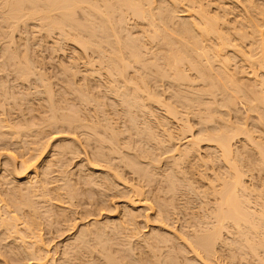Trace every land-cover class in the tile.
<instances>
[{
	"label": "bare ground",
	"instance_id": "obj_1",
	"mask_svg": "<svg viewBox=\"0 0 264 264\" xmlns=\"http://www.w3.org/2000/svg\"><path fill=\"white\" fill-rule=\"evenodd\" d=\"M157 3L158 5H155ZM180 7L183 9H179ZM179 10L182 13L177 15ZM130 18L135 21L146 22L144 25L146 24L151 35L148 38L145 36L142 38L145 42L139 39L140 36H138L139 38L131 36L130 30L136 23H129ZM31 21H35L36 25L38 24L37 27L45 32L46 37L50 38L54 34L57 35L58 41L61 42L57 49L61 50V46H68L69 44L73 46L71 49L74 50V56L73 59L70 58L72 60H69L70 64L69 61H67L68 65L59 63L62 73L71 79L72 87L68 85L69 87L62 86L57 91L54 90V86L52 87L51 83H48L50 81L47 73L41 71V65L34 59L31 61L25 53L22 54L18 51L20 45H26L27 40H24L20 35L25 32L26 25L28 22L31 24ZM23 25L25 26L21 28L20 26ZM16 33L20 43L16 40ZM0 40H5L0 48V58H4L11 67H15L12 71L16 76L14 79H18L20 82H29L30 77L35 76L36 78L33 77L34 81L35 79L41 81L38 83L43 86L40 90L36 89L37 94L44 96L43 99H37L36 102L31 97L30 101H35L36 105L35 103L29 105L32 111H38L39 117L36 119L32 117L34 122L23 119L22 122L19 120L16 124L13 123L16 130L11 132L27 134L34 127H38L39 132L43 129L57 130L59 127L78 132L82 142L90 150L88 155L85 154L87 156L91 154L90 160L86 159V163L89 164L92 160L97 165L94 168L91 167L93 164L90 163L89 168H84V170L81 166V169L78 170L79 173L66 170L65 162L61 156L65 155L64 150L68 148L67 145L53 147L54 149L50 150V153L48 152L43 156H41L43 153L41 148L40 152L42 153L37 152V155L27 159L26 162H21L19 169L16 168L15 163L11 167L9 161L0 165V194L4 198V200L0 198V201H5V203L3 202L5 210L0 213V241L3 240V235H7L18 228H16L18 216L24 219L23 223L30 226H40L34 223L36 221L35 216H39L33 213V208L38 202L37 198L34 197L37 195V191H46L45 186L48 184H56L49 190H61L60 195L66 196L70 201L77 194L75 192L77 185L75 184H80V180L82 186L96 188L100 193V198L107 197V193L114 187L116 188L118 182L123 183L119 179V176L124 173L122 172L123 169L129 170L132 176H136V184L142 182L146 185L149 182H155L159 175L156 166L159 158H154L151 154L152 151L150 152L148 149L141 148L138 152L131 151L132 149L128 147L129 144L127 145L126 140L124 141L125 138L121 137L123 132H127V139H129L130 132L133 131L134 138L138 137L144 144L152 143L151 145L155 148L160 147V152H162L160 154H170L171 158H175L171 162L169 161L168 166L166 165L169 172L161 177L162 182L167 184L168 193L175 194L178 191V185H182L193 192V182L190 181L192 178L188 176L190 178L188 179L186 176L188 174L186 169L189 168L186 165L193 163L197 169L199 168L197 170L200 172L199 180L206 182L202 185L203 189L209 192L213 201L209 207L208 205L206 207V204L205 206L201 204L203 206L200 209L202 210L201 213L195 212V206L190 207L194 211L189 213L191 217L188 218L194 219L195 222L190 223V228L188 227L189 230L184 233V237L180 238L178 235L180 247L177 250L171 244L173 243L171 238L160 235L141 237L143 234H140L141 236L136 238L137 245H135L137 248L129 246L126 251L132 264H252V262L264 264V197L262 194H256L258 185L256 181V183L254 182L253 170L255 169L253 163L247 160L245 164H242L240 159L236 158V151H234L237 148L234 139L242 133V130L238 129L239 126L237 128L232 127V129L228 126L223 129L227 123L223 124V128L217 129V125L213 127L215 126L213 122L216 121L215 113H218L216 112L217 109L215 110V105L221 109L218 110L221 113L218 115L229 117L227 120L233 117L240 126L244 124V122L241 123V118L238 117L234 109L235 102L233 99L236 93L242 95L249 105L247 107L250 113L257 112L256 119L264 123V0H158L156 3L154 0H0ZM52 40L54 41V39ZM146 43L149 45L153 43L156 53H151L150 48L154 46L148 48ZM148 54L151 55L149 60H147L148 57L145 59ZM235 58L240 59L242 65H245L249 70L246 74L250 76V89L237 83L233 73L228 68L229 63H232ZM79 65H81L80 68ZM235 69L238 70L236 67ZM164 79L171 80L170 84L167 83L168 87L166 86L167 89H171V94L169 93L170 96L168 97V101H172L170 104L168 102L165 104V100L161 99L163 97L161 94L165 96V91L161 93L159 91L160 87L162 89V86L166 85L161 84ZM90 81L95 82V91L90 89L88 85ZM42 82L47 83L43 85ZM30 85L32 84L30 83ZM4 86L3 81H0L1 100H7L9 97V87ZM26 89L22 90L19 96L17 95L19 99H22L23 95H30L23 92L30 90ZM68 95H72V98H69ZM76 105L78 108L71 109L69 107ZM151 105L156 111H159L160 106L163 107L165 113L164 111L160 112H163L165 117L163 115L161 118V113L160 116L154 114L153 109L151 111ZM175 105L182 111L183 109H196V114L200 117L201 114L203 117L204 113L202 112L206 111L203 118L213 125L209 127L208 124L207 129L206 127L200 128L201 130L196 135L191 134L190 140L185 142L182 148L178 146L175 148V144L172 146V142L174 139L180 138L181 135L182 140L187 137H183V134H186L183 128L178 126L179 129L178 131L175 130L176 132L165 128L173 121L176 122V126L177 122L180 124L182 121L184 113L181 116V111L178 112L174 107ZM7 106L9 107L8 103ZM138 112H141V115L148 114L147 116L153 121L149 122L148 119L142 118L143 125L141 126L140 122L137 121ZM183 117L185 118V116ZM9 121L11 122L10 119ZM202 121L198 122L202 123ZM206 122L205 124H207ZM183 123L181 125L185 126L186 124ZM200 123L198 124L199 127H201ZM173 127L175 128V126ZM159 128L162 134L159 133ZM63 131L66 132V130ZM39 132L38 134H40ZM67 133L69 134V132ZM203 142H206V145L203 146L204 149L201 148L200 144ZM68 145L74 147L76 151L78 150L77 145L73 142ZM255 147L260 148L261 151L258 149L260 151L259 157L261 158V165H264V148L260 145ZM149 149H151L150 146ZM29 152L31 153L30 150ZM71 152L72 150H70ZM39 157L38 163L34 166V160ZM9 158L12 157L9 155ZM28 162L31 164L28 165ZM219 163H222L224 167ZM30 165H33L35 169L32 168V170L27 171ZM8 167H11V170L8 171ZM204 168L211 174H207ZM109 170L113 173H110ZM28 172L30 174L27 176ZM53 173L55 176H52ZM8 175H11V178H8ZM22 175H26L25 178ZM244 177H247L248 180H245ZM19 178L25 179L24 184L20 183L21 179ZM133 187L134 185L131 188ZM136 188L137 186L134 187V191ZM139 189L142 188L139 187ZM202 195L204 197V194ZM113 197L116 196L113 195ZM38 199L41 201V197ZM57 199L59 200V198ZM39 204L37 203V205ZM100 206L98 204L95 208ZM83 209L85 208L83 207ZM161 212L164 215L166 211ZM46 213L48 212L45 210L41 212L48 219ZM84 213L87 214L88 212L85 211ZM166 215L167 213L164 216ZM136 216L130 212L124 214L120 220L118 219L117 223H110V220L109 223L90 221L91 223L82 224L83 226L74 233L72 239L63 245L60 262H56V264H98L96 262L98 258H94V254L90 257L91 260H88L89 254L95 250V254L99 251V257L102 259L99 260L102 261L100 264H128L123 261L121 255H114L117 251H113L105 244L111 241L112 244H115L113 236L123 235L124 230H127L129 237L137 234L139 228L135 227L138 224L137 221L134 222ZM135 223L137 224L135 225ZM24 226L27 229L30 228L27 225ZM18 231L17 233L20 235L21 230ZM28 232L31 233L29 230ZM14 233L16 234V232ZM26 235L29 238L27 240H30V236ZM24 238L22 241L25 242ZM33 241L34 245L40 242L36 239ZM17 243L14 244L17 245ZM125 243L130 245L128 242ZM141 245L148 247L151 252L142 253L140 251ZM25 248L24 250H26ZM6 249L8 250L7 247ZM27 249L29 252V247ZM24 250H14L12 253L9 251L12 254L10 260L18 259ZM120 250L119 252L122 251ZM154 250L158 251V255L153 253ZM30 251L33 253L32 250ZM30 253L26 254L34 255V253L33 255ZM187 254L192 255V257L187 256ZM38 259L40 260H37L38 264L43 261L42 258Z\"/></svg>",
	"mask_w": 264,
	"mask_h": 264
},
{
	"label": "rangeland",
	"instance_id": "obj_2",
	"mask_svg": "<svg viewBox=\"0 0 264 264\" xmlns=\"http://www.w3.org/2000/svg\"><path fill=\"white\" fill-rule=\"evenodd\" d=\"M156 1L158 2V0H154V2L156 3ZM154 4V3H153ZM155 5H158L155 4ZM179 9H183V7H180ZM182 12H180V10L176 13L177 15H180ZM184 13V12H183ZM131 20V21H130ZM32 23L30 24L28 22V24L26 25L27 27L25 28V32H23L20 36H22L24 38V40H27L26 41V45H20L19 48H18V51L20 53H25L26 55H28L31 59V61H37L40 65V68L41 71L43 70L45 73H47V77L49 79L50 82L48 83H51V86L53 87L54 86V90L57 91V89L59 87H67L68 85L71 86V82L68 77V75H64L61 71V68L59 66V63H63L65 65H68V62L71 59H73V56H74V50H72L71 48L73 47L72 45H64V46H61V50L57 49L59 44L61 43L60 41H58V37L57 35H53V36H50L49 37H46V34L44 31H41L39 30L40 28L37 27L38 24L36 25L35 21H31ZM129 23H136V25H134V27L132 28V30H130V33H131V36L133 35L135 38H139L138 36H140L139 39L142 40V38H148L151 34H149L150 32H148V28H146V24L144 25V23H146L144 21V23L142 21H139V20H133V19H129L128 21ZM35 24V25H34ZM25 25L23 26H20L21 28L24 27ZM32 27V28H31ZM34 28V29H33ZM137 29V30H136ZM141 29V30H140ZM23 30V29H21ZM38 30V31H36ZM42 32V33H41ZM45 36H44V34ZM145 33V34H144ZM144 34V35H142ZM18 34L16 33V40H18ZM36 35V36H35ZM49 36V35H47ZM132 36V37H133ZM137 36V37H136ZM143 36V37H142ZM33 37V38H32ZM36 37V38H35ZM47 39H46V38ZM55 37V38H53ZM54 39V41L52 40ZM56 39V40H55ZM3 41L5 40H0V48L2 47L3 45ZM47 41V42H46ZM57 41V42H56ZM142 41L145 42V40L143 39ZM18 42L20 43L21 41L18 40ZM18 43V44H19ZM22 43H24L22 41ZM55 43V44H54ZM54 44V46H53ZM148 44V43H146ZM61 45V44H60ZM153 47L154 44L153 43H150V45H146V47ZM26 50H24L23 49ZM39 48V49H38ZM74 49V48H73ZM150 52L151 53H156V51L154 52V50H156L155 46L153 48H150ZM77 50V49H76ZM23 51V52H21ZM53 51V52H52ZM158 53V51H157ZM148 57V59L146 58ZM65 58V59H64ZM151 58V55L148 54V56H145V59L149 60ZM238 58V57H237ZM239 60V61H238ZM72 61V60H70ZM70 61H69V64H70ZM44 62V63H43ZM235 62V63H234ZM78 63H81V62H78ZM234 63V64H233ZM231 67L228 66L229 70H231V72L233 73L235 79L237 80V83H240L244 86H247L249 89L251 88V81L249 82V74H246V72H248L249 70H247L246 66L245 65H242V63L240 62V59H234V61H232V63H229ZM233 64V66H232ZM82 65V64H81ZM81 65H79V68L81 67ZM236 65V66H235ZM240 65V66H239ZM238 68V70L235 69ZM240 67V68H239ZM13 68V69H11ZM15 67L14 66H10L8 64L7 61L4 60V58H0V78H1V82L3 81L4 83V87L8 88V94H9V97H7V100L5 99H0V134H5V135H0V165H2L4 162L6 161H9L11 163V167H13V164L16 166V168L19 169V166H20V163L21 162H26L27 159H30L32 156H35L39 153H42L41 156H43L44 154L46 153H50L54 148L53 147H57L58 145L59 146H63V145H67V149L65 148L64 150V154L63 156H61V159L64 160L65 162V169L66 170H70L71 172H76V173H79L78 170L79 168L81 169V166H82V169L84 170V168H89V166L91 165L90 163H92L93 165H91V167H94L97 165L94 164L92 162V160L89 162L86 163V159H89L90 160V155L87 156L88 154L87 153H90V150L87 148V146L82 142L81 138H80V135L78 132H75V131H69L67 129H64L62 127H59L57 130H52V129H43V131L39 132L37 128H33V129H30V132H28L27 134L25 133H22L19 132L18 134L16 133H12L11 131L13 130H16V128H14V124H16L17 122H19V120H21L20 122L23 121V119H27L29 120L30 122H34V119L38 118L39 116L37 115L38 111L34 112L31 110L30 108V104L32 103H35L36 105V102L40 99H43V97L41 96V94L39 95V93L37 94V90L36 89H42L43 86H40L41 83H38V82H41V81H38L35 79L34 81V78H36L35 76H31L30 77V80L29 82H23V81H19L18 79H14L16 78V76L14 75V71ZM8 70V71H7ZM242 72H240V71ZM245 70V71H244ZM61 71V72H60ZM237 71V73L235 72ZM58 72V73H57ZM61 73V75H60ZM96 76V75H94ZM248 76V77H247ZM34 77V78H33ZM81 77V76H80ZM238 79H237V78ZM55 78V79H54ZM4 79V80H3ZM32 80V81H31ZM34 81V82H33ZM57 81V82H56ZM60 81V82H58ZM241 81V82H240ZM56 82V83H55ZM63 84H62V83ZM166 82V83H165ZM169 82V83H168ZM22 83V84H21ZM26 83V84H25ZM29 83V84H28ZM30 83L32 85H30ZM35 83V84H34ZM47 82H42L43 85H46ZM60 83V84H59ZM166 84V85H163L162 86V89L159 88V91L160 93L161 92H164L165 96L161 94V99L165 100L164 103L167 104L166 102H168L170 104V102H172L171 100L168 101V97L170 96L171 94V89H167L168 87V84L171 83V80H163L161 81V84ZM168 83V84H167ZM30 85V86H28ZM88 85L90 86V89L92 91H95V82L93 81H90L88 82ZM25 86V87H23ZM28 86V88H27ZM34 86V87H33ZM165 86V87H164ZM167 86V87H166ZM12 87V88H11ZM69 87V86H68ZM72 87V86H71ZM22 88V89H21ZM30 89L28 92H25L23 91L24 93H27L28 94H32L31 96L28 95V96H24L23 95V98L22 99H19V94L20 92H22V90H25V89ZM164 88V89H163ZM26 89V90H27ZM167 89V90H166ZM36 90V91H35ZM30 92V93H29ZM33 92V93H32ZM170 93V94H169ZM167 94V96H166ZM233 94V93H232ZM239 94V95H238ZM18 95V96H17ZM17 96V97H16ZM11 97V98H10ZM34 98V100L36 101H30V99ZM69 98H72V95H68ZM240 93H236V95H234V99L233 101L235 102V106H234V109L236 110L237 114H238V117L241 118V123L244 122V124L242 126L239 125V123L237 121H235V119L233 117H231V119H228L229 117H223V115H218V114H221L219 113L220 111H218L220 108L219 106L215 105V110L216 112L218 113H215L216 114V118H215V122H213L215 126L212 125V123H208L206 122V120H204L205 118V112L206 111H203L202 113H204L203 117H202V114H201V117L196 114L197 113V110L196 109H182L179 108L178 106H174L176 107V110L181 114V116H185V118L182 116V121L183 119H187V120H184L182 123L183 124H186L185 126L184 125H181L182 123L180 122H177V126L175 125L176 122H171L169 123L168 125H166L165 128H169L170 130L172 129L173 132H176L175 130L178 131L179 128H183L184 132H186V134H183V137L187 136L186 138H183L182 140V135L180 137V135H178V137L180 138H176L174 139V141L172 142V146L173 144H175V148L178 146L179 148H182L184 145H185V142L189 141L190 140V136L191 134H195L198 133L199 130H201L202 128L206 127V129L208 128V126L210 127L213 126V127H216V125L218 126L217 129H219V127L223 128V124L227 123V125L225 124V127L223 129H226V127H232L234 128H237L239 130H242L241 134H238L235 139H234V143H236L237 145H235L236 149H234V151H236L235 153V156L236 158L238 157L241 161L242 164H245L248 160V162H251L253 163V167L255 170H253V174H254V182L256 181L257 182V185H258V188H257V191H256V194H262L263 197H264V165H261V158L259 157L260 155V148H256L255 146L256 145H260V147H263L264 148V123L263 122H260L257 118V112L254 113V112H251L248 110L249 108V105L246 103V101L243 99V97ZM13 98V99H12ZM28 98L29 100L27 101ZM77 98V97H76ZM38 99V100H37ZM21 100V102H20ZM77 101V100H76ZM28 102V103H27ZM233 102V103H234ZM7 103L9 105V107L7 106ZM15 103V104H14ZM12 104V105H11ZM60 105V103H58ZM27 105V106H26ZM12 106V107H11ZM152 106V105H151ZM248 106V107H247ZM71 109H74L76 106L72 107V106H69ZM161 107V106H160ZM159 107V111H156L154 109V107L152 106L151 107V111L153 109V112L154 114H157L159 115L160 113V117L162 118V116L164 115L165 117V114H163V112H160V111H164L163 107L160 108ZM178 107V108H177ZM22 110H21V109ZM213 108V106H212ZM180 109V110H178ZM75 110H78V109H75ZM155 110V111H154ZM190 110V111H189ZM196 110V111H195ZM221 110V109H220ZM238 110V111H237ZM261 110V109H260ZM260 110H257V111H260ZM10 111V112H9ZM13 113H12V112ZM249 111V112H248ZM25 112V113H24ZM262 112V111H261ZM28 113V114H26ZM32 113V114H31ZM165 113V111H164ZM186 113V114H185ZM195 113V114H194ZM14 114V115H13ZM142 113L141 112H138L137 113V116L140 118L137 119L138 122H140L141 126L143 125L142 124V118H146V120L148 119L149 122L150 121H153L152 118L148 117L147 115L148 114H144V115H141ZM12 115V116H11ZM15 116V117H14ZM145 116V117H144ZM201 120H199L200 118ZM220 116V118H219ZM34 117V119L32 118ZM159 117V120H161V118ZM225 118V119H223ZM9 119L11 120V122L9 121ZM191 119V120H190ZM220 119V120H219ZM223 119V120H222ZM234 119V120H233ZM2 120V121H1ZM204 120V121H202ZM225 120V121H224ZM230 120V121H229ZM9 121V122H8ZM14 121V122H13ZM186 121V122H185ZM198 121H202V123L198 122ZM4 122V123H3ZM198 122V123H197ZM205 122L207 124H205ZM255 122V123H254ZM2 123V124H1ZM188 123V124H187ZM200 123V126H198V124ZM236 123V124H235ZM9 124V125H8ZM11 124V125H10ZM103 124V123H102ZM174 124V125H173ZM190 124V125H189ZM193 124V125H192ZM209 124V125H208ZM2 125H5L4 127ZM188 125V126H187ZM205 125V126H204ZM208 125V126H207ZM232 125V126H230ZM249 125V126H248ZM14 128V129H12ZM168 126V127H167ZM170 126V127H169ZM175 126V128L173 127ZM178 126H180L179 128H177ZM8 129H7V128ZM186 127V128H185ZM40 128V126H39ZM201 128V129H200ZM243 128V129H242ZM11 129V130H10ZM120 129H122L120 127ZM190 131H188V130ZM222 129V130H223ZM255 129V130H254ZM62 130V131H61ZM63 130H66L63 131ZM123 130V129H122ZM186 130V131H185ZM244 130V131H243ZM32 131V132H31ZM36 131V132H34ZM49 131V132H47ZM54 131H57V132H54ZM249 131V132H248ZM38 132L40 134H38ZM45 132V133H44ZM69 132V134L67 133ZM192 132V133H191ZM209 132V131H207ZM246 132V133H245ZM248 132V134H247ZM12 133V134H11ZM71 133V134H70ZM125 133V134H124ZM159 133L162 134L161 132V129L159 128ZM189 133V134H187ZM252 133V134H251ZM134 132L131 131L130 132V138L127 139V135L128 133L127 132H123L121 134V137L122 138H125L124 141L127 143L128 147H130V149H132L131 151L133 152H138V150H141V148H144V149H148L151 154H153V157L154 158H159L158 161H157V169H158V173L159 175L156 177V181L155 182H149V184H146L144 185V183H140L139 184H136L137 181H136V176H132V173L129 172V170L127 171V169H123L122 173L120 176H119V179H121L120 181H122L123 185L118 182L117 183V186L116 188L114 187L113 189H111L107 194V197H101L100 198V193L97 191L96 188L94 187H85V186H82V182L80 180V184L79 183H76L75 185V189H77V191H75L77 194L75 195V198L73 200H70L68 201V199L66 198V196H62L60 195V191H56V190H49L51 189L53 186H55L56 184L52 183L51 184H48L45 186V190L46 191H37V195L34 197V198H37V201L33 198V200L35 202H37L39 205H37L36 203V207L33 208V213L34 214H37L39 216H41L40 218H38L37 216H35V219L36 221L34 222L36 225H40L39 227L37 226H33V225H29V224H26V223H23L24 222V219L20 216H18V221H16L17 225L16 226V230L15 231H12L10 232L9 234L7 235H3L2 236V241H0V264H38V261L39 260L38 258H42V262L40 263H45V264H56L60 262V258H61V254H62V250H63V245L66 244L68 241H70L72 239V237L74 236V233H76L77 230H79L83 225L82 224H87V223H91L93 221H100L98 223H103V222H111L110 223H117V220L123 218V215L126 214V213H133L134 215H137L135 217V220L134 222L137 221V223H135V227L139 228L137 230V234H134V236H131L129 237V233L127 232V230H124L123 231V235L119 234V235H114L113 236V242L115 244H112V241L111 242H107L105 244V246H108L110 247V249H113V251H117V253H114L115 256H118V255H121L123 258V261L128 263V264H132V261H130V257L127 255V248L130 247H136L137 248V244H136V238H138V236H141L140 234H143V236L141 237H150L152 235H160V236H166L168 238H171V243L173 245V247L175 248V250L179 249L180 247V240L178 239V237L180 236L181 237H184V233L187 232L189 229L188 227L190 228V225L195 222L193 221L194 219L192 218H188V217H191L189 214L191 211H194V209L198 210L195 212H198V213H201L202 210L201 207L205 206L206 204V207L208 205L211 206V202L213 201L212 199V196L209 194V192H207L205 189H203L202 185L203 183L205 184L206 182L205 181H202V180H199V175H200V172L198 173L197 170V167L192 163L190 165H186L187 167L189 166V168H187V178L188 176L190 178H192V180L190 178V181L193 182L192 184V188L194 189L193 192L187 190L186 187L182 186V185H178V191H176L175 194H172V193H168V191L166 190V186L167 184L162 182V175H166L168 172H169V168L167 167L168 164L175 158H171L170 157V154H160L162 152H160V147L158 148H155L153 145H151L152 143H150L149 145L148 144H144L143 142H141L138 137H135L134 138ZM16 135V137H15ZM29 135V136H28ZM73 137H72V136ZM244 135V136H243ZM3 136V137H2ZM19 136V137H18ZM44 136V137H43ZM75 136V137H74ZM33 139H32V138ZM77 137V138H76ZM189 137V138H188ZM63 138V139H62ZM76 138V139H75ZM141 138H144V137H141ZM75 139V140H74ZM132 139V141H131ZM248 139V140H247ZM41 140V141H40ZM80 140V141H79ZM136 140V141H135ZM145 140V139H143ZM236 140V141H235ZM24 141V142H23ZM27 141V142H26ZM47 141V142H46ZM81 144H79L78 143ZM4 142V143H3ZM36 142V143H35ZM73 142V144L77 145V149L80 150V151H76L74 149V147H71L69 146L68 144ZM137 142V143H136ZM244 142V143H243ZM62 143V144H61ZM65 143V144H64ZM68 143V144H67ZM133 143V144H132ZM184 143V144H183ZM22 144V145H21ZM49 144V145H48ZM142 144V146H141ZM201 144V148L204 149L203 146L206 145V142H203L200 143ZM241 144V145H240ZM245 144V145H244ZM79 145V146H78ZM139 145V146H138ZM144 145V146H143ZM146 145V146H145ZM181 145V146H180ZM255 145V146H254ZM13 146V147H12ZM34 146V147H33ZM132 146V147H131ZM136 146V147H135ZM149 146L151 147V149H149ZM243 146V147H242ZM66 147V146H65ZM44 150H42V149ZM83 148V149H82ZM261 148V149H263ZM27 149V150H26ZM72 150V152L70 153V150ZM137 149V150H136ZM238 149V150H237ZM258 149L260 151H258ZM31 151V153L28 151ZM35 150V151H34ZM42 150V152H40ZM51 150V151H50ZM86 150V151H85ZM88 150V151H87ZM264 150V149H263ZM2 151V152H1ZM8 151V152H6ZM66 151V152H65ZM82 151V152H81ZM85 151V152H84ZM155 151V152H154ZM162 151V150H161ZM33 152L34 155H33ZM24 153V154H23ZM67 153V154H66ZM10 157L12 158H9V155ZM74 154V155H72ZM87 154V155H85ZM157 155V157H156ZM258 155V156H257ZM16 156V157H15ZM40 156V157H41ZM241 156V157H240ZM15 159H14V158ZM40 157L38 159H35L33 165L35 166ZM162 157V158H161ZM169 157V158H168ZM26 158V159H25ZM73 158V159H72ZM161 158V159H160ZM244 158V159H243ZM13 159V160H11ZM17 159V160H16ZM15 160V161H14ZM243 160V161H242ZM72 161V162H71ZM170 161V162H169ZM32 163V161H29ZM27 163L28 165L31 164V163ZM247 162V163H248ZM257 162V163H255ZM86 163V164H85ZM250 163V164H251ZM221 166H223L222 163H219ZM259 166H258V165ZM33 165H30V167H28L27 171H29L30 169L32 170L35 169V167ZM167 165V166H166ZM18 166V167H17ZM70 166V167H69ZM85 166V167H83ZM11 167H8V171L11 170L10 168ZM69 167V168H68ZM224 167V166H223ZM95 168V167H94ZM121 168V167H120ZM119 168V169H120ZM105 170V169H104ZM26 171V172H27ZM81 171V170H80ZM120 171V170H119ZM161 173H160V172ZM204 171H206L207 174H211L210 171L206 170V168H204ZM110 173H113L109 170ZM126 173V174H125ZM30 174V172H28V174H26L27 176ZM161 174V175H160ZM25 175V176H26ZM125 175V176H124ZM193 175V176H192ZM24 175H22V177L25 178ZM52 176H55V173H53ZM8 178H11V175L9 176L8 175ZM198 178V179H197ZM21 179L20 183L21 184H24V180L25 179H22V178H19ZM245 180H248L247 177H244ZM256 179V180H255ZM260 179V180H259ZM193 180H196V181H193ZM199 180V182H198ZM159 181V183H158ZM263 181V182H262ZM79 182V181H78ZM127 182V183H126ZM255 182V183H256ZM119 184V185H118ZM131 185V186H130ZM134 185V187L137 186V188L135 189L134 191V187L131 188L132 186ZM197 185V186H196ZM127 186V187H126ZM142 188L141 190L139 189V187ZM158 186V187H157ZM50 187V188H49ZM153 187V188H152ZM160 187V188H159ZM202 187V189H201ZM260 187V189H259ZM84 188V189H83ZM49 191H48V190ZM84 191H83V190ZM94 189V190H93ZM124 189V190H122ZM200 191H199V190ZM123 192H122V191ZM140 193H139V191ZM206 192H205V191ZM41 191V192H40ZM53 191V192H52ZM91 191V192H90ZM115 193H114V192ZM117 191V192H116ZM119 191V192H118ZM121 191V192H120ZM132 191V192H131ZM144 191V192H143ZM167 191V192H166ZM179 191L183 192V193H178ZM43 192V193H42ZM60 192V193H59ZM84 194H83V193ZM198 192V194H197ZM199 192H201L202 194H204V197L202 194H200ZM40 193H41V196H40ZM94 193V194H93ZM98 193V194H97ZM113 193V194H112ZM123 193V194H121ZM168 193V194H167ZM178 193V194H177ZM194 193H195V197H194ZM47 194V195H46ZM50 194V195H49ZM57 196H56V195ZM82 194H83V197H82ZM121 194V195H120ZM133 194V195H132ZM135 194V196H134ZM186 194V195H185ZM193 194V195H192ZM49 195V196H48ZM80 195V196H78ZM116 196V197H113ZM118 195V196H117ZM183 195V196H181ZM198 195V196H197ZM46 198H45V197ZM48 196V197H47ZM91 196V197H90ZM111 196V197H110ZM122 196V197H121ZM132 196V197H131ZM146 196V197H145ZM186 198H185V197ZM39 197H41V201L38 199ZM51 201H50V199ZM53 197V198H52ZM62 197V198H61ZM94 197V198H93ZM110 197V198H109ZM113 197V198H112ZM138 197V198H137ZM185 199H184V198ZM192 199H191V198ZM262 197V198H263ZM0 198H2L4 200V198L2 197V195L0 194ZM43 198V200H42ZM45 198V199H44ZM59 198V200L57 199ZM83 198V199H81ZM87 198V200H86ZM106 198V199H105ZM108 198V200H107ZM133 198V199H132ZM190 198V200H189ZM201 198V199H200ZM1 199V200H2ZM63 199V200H62ZM75 199H77L75 201ZM132 199V200H130ZM187 199V201H186ZM54 202H53V201ZM58 202H57V201ZM61 200V201H60ZM67 202H65V201ZM84 200V201H83ZM152 200V201H151ZM158 200V201H156ZM162 200V201H161ZM182 200V201H180ZM81 201V202H80ZM91 201V203H90ZM92 201H94V205L92 203ZM108 201V202H106ZM184 201V202H183ZM195 201V202H194ZM203 201V202H202ZM207 201V203H206ZM210 201V202H209ZM2 202V201H0ZM5 203V201H3ZM0 203L1 207H2V204H3V207L1 208L0 207V213H3L5 208H4V203ZM47 202V203H46ZM78 202V203H77ZM84 202V204H83ZM186 202V204H185ZM190 202V203H189ZM201 202V203H200ZM80 203V204H79ZM156 203V204H155ZM182 203L185 204V206L182 205ZM188 203V204H187ZM195 203V204H194ZM204 203V204H203ZM44 204V205H42ZM74 204V205H73ZM79 204V205H77ZM83 204V206H82ZM99 204V208L95 206H98ZM105 204V205H104ZM170 204V205H169ZM196 204H197V208H196ZM203 206H202V205ZM74 209H73V207ZM86 205H88L89 207H87ZM93 205V206H92ZM189 207H188V206ZM200 205V206H199ZM40 206V208H39ZM51 206V207H50ZM58 206V207H57ZM167 206V207H166ZM181 206V207H180ZM195 206V207H194ZM46 209H45V208ZM67 207V208H66ZM83 207L86 209H83ZM92 207V208H91ZM115 207V208H114ZM126 209H125V208ZM180 207V208H179ZM183 207V208H182ZM186 209H185V208ZM190 207H194V209H190ZM40 209L38 211V209ZM42 208V210H41ZM59 208V209H58ZM62 208V209H61ZM24 209V208H23ZM26 209V208H25ZM24 209V210H25ZM67 209V210H66ZM95 209V210H94ZM131 209V210H130ZM162 209V210H161ZM46 211L48 213H46L48 215V219L45 218V215L43 216L41 214L42 211ZM53 210V211H52ZM88 212L87 214H85L84 212L85 211ZM88 210V211H87ZM94 210V211H93ZM102 210V211H101ZM130 210V212H128ZM166 211L164 213V215L167 213L166 216L162 215L163 212L161 211ZM187 210V211H186ZM190 210V211H188ZM3 211V212H2ZM64 213L62 215V213ZM75 211V212H74ZM96 211V212H95ZM135 213H134V212ZM36 212V213H35ZM39 212V214H38ZM114 212V213H113ZM76 213V214H75ZM111 213V214H110ZM55 214V215H54ZM98 214V215H97ZM58 215V216H57ZM76 215V216H75ZM87 215H89L88 217H86ZM161 215V216H160ZM50 216V218H49ZM78 216V218H77ZM95 216V217H94ZM39 219H37V218ZM52 217V218H51ZM73 217V218H72ZM88 219H86V218ZM119 217V218H118ZM45 218V219H44ZM85 218V219H84ZM114 218V219H113ZM125 218V217H124ZM20 219V220H19ZM52 219V220H51ZM109 219V220H108ZM145 219H148V220H145ZM46 220V221H44ZM54 220V221H53ZM73 220V221H72ZM75 220V221H74ZM113 220V222H112ZM188 220V221H187ZM21 221V222H20ZM56 221V222H55ZM59 221V222H57ZM91 221V222H90ZM116 221V222H115ZM39 222V223H38ZM51 222V223H50ZM192 222V223H191ZM22 223V224H21ZM38 223V224H37ZM48 223V224H46ZM50 223V224H49ZM57 223V224H56ZM64 223V224H63ZM191 223V224H190ZM53 224V225H52ZM20 225V226H19ZM24 225H27L29 229H27ZM47 225V226H46ZM51 225V226H50ZM189 225V226H188ZM57 226V227H56ZM163 226V227H162ZM187 226V227H186ZM23 227H25L23 229ZM60 227V228H59ZM69 227V228H68ZM33 228V229H32ZM136 228V229H137ZM169 228V229H168ZM36 229V230H35ZM21 230V232L19 231ZM28 230L31 232L29 234ZM38 231V232H35V231ZM186 230V231H185ZM17 231L20 233V235L17 233ZM153 231V232H152ZM155 231V233H154ZM16 232V234L14 233ZM23 232V233H22ZM126 234H125V233ZM140 232V233H139ZM30 236V240H27L29 239L27 237V235ZM38 234V235H37ZM128 234V235H127ZM170 234V235H168ZM26 237L24 238L25 239V242L22 241L23 238H21L22 236ZM179 235V236H178ZM20 236V237H19ZM37 236V237H36ZM32 237V238H31ZM40 237V238H39ZM123 237H125L123 239ZM21 238V239H20ZM36 239V241H39V243H36L35 245L32 243L34 242L33 240ZM38 238V240H37ZM127 238V240H126ZM173 238V239H172ZM177 238V239H176ZM175 239V240H174ZM14 240H16L14 242ZM20 240V241H19ZM22 241V242H21ZM28 241H30L31 243H29ZM18 242V243H17ZM24 242V243H23ZM121 242H123L121 244ZM125 242H128L130 243V245H126ZM133 242V243H131ZM179 242V243H178ZM11 243V245H10ZM14 243H17L14 244ZM26 243V244H25ZM29 243V244H28ZM41 243V244H40ZM8 244V245H7ZM136 244V245H135ZM23 245V246H22ZM176 245V246H175ZM14 246V248H13ZM30 250L33 251V253L29 250L28 251V247ZM122 246V247H120ZM158 246V245H157ZM163 246V245H162ZM6 247L8 248V250L6 249ZM12 247V248H11ZM26 247V248H25ZM113 247V248H112ZM24 248L26 250H24ZM122 248V249H121ZM4 249H6L4 251ZM24 250L19 256L18 259H14L13 261H11L10 259L12 258V252L15 250V251H21V250ZM34 249V250H33ZM36 249V250H35ZM122 251H121V250ZM119 250L121 252H119ZM158 250V249H157ZM157 250H154L153 253L157 254L158 255V251ZM11 253H10V252ZM30 253L32 254L33 256H29L27 255L26 253ZM96 251V250H95ZM95 251H93L92 253L89 254V257H88V260L90 259V257L93 256L94 254V258H98V261L96 259V262H98V264H100L102 261H99V260H102L100 257H99V251L97 254H95ZM124 251V252H123ZM140 251H142V253H150L151 250L146 247V246H142L141 245V248H140ZM157 251V252H155ZM2 252V253H1ZM119 252V253H118ZM24 253V254H23ZM37 253V254H36ZM5 256H4V255ZM26 257H25V256ZM39 255V257L37 256ZM128 256V257H127ZM187 256H191L190 254H187ZM5 257V258H4ZM24 257V258H22ZM47 257V258H46ZM26 258V260L24 261V259ZM36 258V259H35ZM8 259V260H7ZM53 260V261H52ZM91 260V259H90ZM153 260H155L153 258ZM22 261V262H21ZM37 261V262H36ZM40 261V260H39ZM130 261V262H128ZM5 262V263H4ZM11 262V263H10ZM18 262V263H16ZM28 262V263H27ZM47 262V263H46ZM52 262V263H51ZM76 262V261H74ZM39 263V264H40ZM252 264H254V262H252Z\"/></svg>",
	"mask_w": 264,
	"mask_h": 264
}]
</instances>
